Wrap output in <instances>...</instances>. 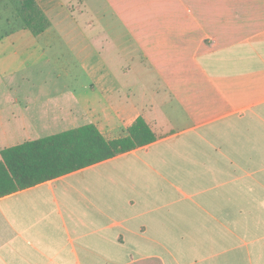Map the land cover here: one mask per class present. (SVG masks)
I'll use <instances>...</instances> for the list:
<instances>
[{"label": "crops", "instance_id": "crops-1", "mask_svg": "<svg viewBox=\"0 0 264 264\" xmlns=\"http://www.w3.org/2000/svg\"><path fill=\"white\" fill-rule=\"evenodd\" d=\"M36 1L50 27L7 38L46 47L9 55L57 44L85 54L88 81L0 80V159L86 124L126 136L140 116L158 138L0 197V264H264V0Z\"/></svg>", "mask_w": 264, "mask_h": 264}, {"label": "trees", "instance_id": "trees-1", "mask_svg": "<svg viewBox=\"0 0 264 264\" xmlns=\"http://www.w3.org/2000/svg\"><path fill=\"white\" fill-rule=\"evenodd\" d=\"M19 13L25 28L35 35L51 25L36 0H20ZM157 138L140 116L128 135L115 139H107L95 124H86L4 148L0 159V197L144 146Z\"/></svg>", "mask_w": 264, "mask_h": 264}, {"label": "rangeland", "instance_id": "rangeland-1", "mask_svg": "<svg viewBox=\"0 0 264 264\" xmlns=\"http://www.w3.org/2000/svg\"><path fill=\"white\" fill-rule=\"evenodd\" d=\"M19 6L20 0H0V37L6 38L2 43L0 42V49H2L3 51L5 50V53L8 54L7 56L0 57V75H2L0 76V80H13L17 82H21L27 79H31L34 82L44 80H77L83 83L87 82V75L84 72L83 67L81 66L83 59L86 57L84 56L85 54L77 56L75 53H59L57 44H54V50L51 53L49 51V54H46L48 56H42L40 62L35 64H29L28 62H26V59L28 57L25 53H22L18 56L9 55V49L14 47H23L24 45L28 44L32 47L38 45L46 47V43L44 40L36 41L29 36L26 39L23 38L20 41H11L10 38H7V35H10L11 32L19 33L26 30L19 13ZM58 56H62L60 58L65 61L64 65L56 61ZM48 57H50L52 60L49 63L46 62V59ZM101 58H103V60H105L110 66H113L115 69L119 68L122 65L128 64L130 61V57H127L125 55H105ZM6 95H9L7 91H5L4 89L0 90V96Z\"/></svg>", "mask_w": 264, "mask_h": 264}]
</instances>
